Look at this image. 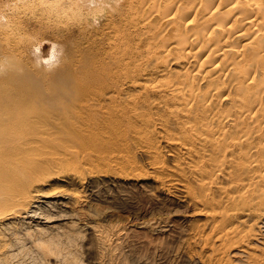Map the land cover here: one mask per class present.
<instances>
[{
	"label": "bare ground",
	"instance_id": "obj_1",
	"mask_svg": "<svg viewBox=\"0 0 264 264\" xmlns=\"http://www.w3.org/2000/svg\"><path fill=\"white\" fill-rule=\"evenodd\" d=\"M17 1L5 3L16 10ZM34 1L52 19L78 18L84 43L56 42L64 52L61 57L51 53L46 62L59 58V68L37 78L26 59L18 57L32 45L26 41L20 50L17 37L6 29L8 17L0 13V262L17 253V229L7 221L42 214L43 207L33 205L50 196L42 189L57 172L51 165L56 154L47 152L45 158L43 150L94 144L117 151L133 142L150 145L157 131L169 141L176 138L196 157L197 187L190 191L193 201L207 208L212 232L219 230L216 239L229 243L228 249L239 247L235 253L249 255L253 264H264V211L245 230L228 224L231 212L248 209L254 215L264 205V0ZM27 23L21 26L35 27ZM90 29L100 38L84 39ZM108 29L116 39L103 43ZM142 29L145 36L158 32L151 41L163 42L165 54L175 55L163 62L181 61L183 71L160 69V54L151 56L157 47L140 36L137 42L132 38L133 30ZM193 60L195 72L192 68L187 75ZM199 70L200 76L195 75ZM206 80L211 90L201 87ZM219 86L226 87L219 98L233 111L231 119L214 107ZM225 169L237 194L209 197L204 188L218 184ZM251 238H257L260 249L248 243Z\"/></svg>",
	"mask_w": 264,
	"mask_h": 264
},
{
	"label": "rangeland",
	"instance_id": "obj_2",
	"mask_svg": "<svg viewBox=\"0 0 264 264\" xmlns=\"http://www.w3.org/2000/svg\"><path fill=\"white\" fill-rule=\"evenodd\" d=\"M33 1H17L14 10L7 7L5 0H0L3 11L0 10V13L5 19L9 18L6 29L12 37H17L20 50L26 47L23 46L25 44L32 45L18 57L26 59L27 65L41 79V75H50L61 64L59 58L57 63L46 62L51 53L61 57L64 52V47H56V42H69L73 46L84 42L79 39L78 18L52 19ZM9 8H12L11 11ZM205 11L200 12L199 19L203 18ZM25 22L33 23L35 27L32 29L28 23V26L22 27L21 24ZM152 24L158 27L157 23ZM49 25L57 27L58 31L49 29ZM45 26L49 27L48 30L43 28ZM118 30L124 33L125 29L120 27ZM142 31L133 30L134 41L137 42L140 36L143 43H149L158 34L155 30L153 35L145 36ZM106 32L109 35L105 34L103 43L109 38L115 41L116 34L110 29ZM86 33L84 39L100 38L94 29ZM155 42H150L153 48L157 47L155 51L152 49L151 56H160V69L168 66L173 73L183 71L179 66L181 61L173 65L165 64L175 55H166L165 47L161 44L163 42ZM53 47L56 52L52 51ZM194 62L189 64L187 75L194 70ZM200 73L201 70L195 75L200 76ZM153 77L155 80L157 75ZM206 81L201 87L211 90V85ZM218 88V95L214 93L213 96L214 107L227 113L231 119L233 111L228 110V103L221 102L219 98L225 95L226 87ZM169 138L156 131L150 145L133 142L128 148L124 145L117 151L94 144H69L63 150L47 147L51 149L43 150L45 158L48 157L47 152L56 154L51 165L57 172L47 179L42 189L51 192V197L39 198L37 203L32 204L39 209L43 207L42 214L32 219H24L23 214L17 215L16 220L7 221L11 224L9 226L17 229V256L14 255L15 259L11 257L12 260L3 258L0 264H251L249 255L235 253L239 247L233 245L228 249L229 243L221 245L216 239L219 230L212 232L211 222L204 215L207 208L194 202L190 191L191 187H194L193 192L197 187L192 170L196 157L188 153L176 138L173 141H169ZM228 171L225 169L218 174L217 186L204 188L209 197L224 199L228 193L237 194L229 187ZM258 189H261L260 185ZM229 206L231 208L232 204L229 203ZM257 209L254 215H248V209L231 212L233 215L228 224L247 229L264 211V205ZM5 238L1 237V240L8 242ZM256 239L251 238L248 243L260 249L255 244ZM250 244L247 248H251ZM247 251L249 254L253 252L250 249Z\"/></svg>",
	"mask_w": 264,
	"mask_h": 264
}]
</instances>
